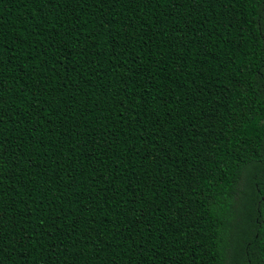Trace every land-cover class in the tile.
Segmentation results:
<instances>
[{
    "label": "trees",
    "instance_id": "trees-1",
    "mask_svg": "<svg viewBox=\"0 0 264 264\" xmlns=\"http://www.w3.org/2000/svg\"><path fill=\"white\" fill-rule=\"evenodd\" d=\"M0 264H264V0H0Z\"/></svg>",
    "mask_w": 264,
    "mask_h": 264
}]
</instances>
